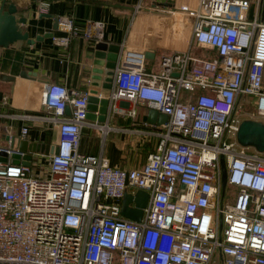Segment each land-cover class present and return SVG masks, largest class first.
Returning <instances> with one entry per match:
<instances>
[{
    "label": "built area",
    "instance_id": "1",
    "mask_svg": "<svg viewBox=\"0 0 264 264\" xmlns=\"http://www.w3.org/2000/svg\"><path fill=\"white\" fill-rule=\"evenodd\" d=\"M248 7L249 0H196L181 8L191 18L189 41L211 56L173 51L145 70L143 52H122L104 94L109 104L122 98L167 116L149 132L156 142L138 167L111 165L102 150H79L81 129L92 124L85 118L88 90L48 82L41 113L0 112L9 120H45L58 136L34 173L3 126L0 264H264V150L235 137L242 97H252L255 119L264 123V20L248 18ZM56 22L63 32L51 36L57 46L78 34L102 37L100 19L81 29L69 14ZM27 130L21 124L17 138ZM219 155L226 183L236 188L229 202L220 194ZM127 188L148 194L137 221L120 214Z\"/></svg>",
    "mask_w": 264,
    "mask_h": 264
},
{
    "label": "crops",
    "instance_id": "2",
    "mask_svg": "<svg viewBox=\"0 0 264 264\" xmlns=\"http://www.w3.org/2000/svg\"><path fill=\"white\" fill-rule=\"evenodd\" d=\"M40 1L47 2L44 11L37 8ZM9 2L15 6V16L24 17L21 25L28 37L37 38L32 43L16 40L0 47V112L41 113L44 109L41 92L48 82H61L68 89L89 92L93 45L99 40L117 43L120 51H147L145 70L157 69L159 57L164 53L194 47L201 51L200 56L213 54L206 46L189 41L191 18L181 8H193L196 0H5L4 4ZM61 14L71 15L79 29L86 20H103L101 39H85L78 34L66 47L55 45L51 36L63 32L57 23L52 28L53 19ZM246 15L264 20V2L249 0ZM47 32L51 35L44 36ZM21 70L33 75L20 76ZM97 92L104 96L107 90L97 88ZM129 107L135 108L132 116L127 113ZM146 110L141 102L133 104L122 98L115 99L109 104L103 122L86 118L92 124L81 129L79 150L91 154L102 150L111 165L124 169L138 167L156 142V137L149 132L162 124L149 122ZM0 119L7 121L3 126H8L10 138L17 137L21 124L27 125L25 139L29 143L32 172L36 173L55 149L56 125L42 119ZM3 126L0 127L2 141L6 138L2 135Z\"/></svg>",
    "mask_w": 264,
    "mask_h": 264
},
{
    "label": "water",
    "instance_id": "3",
    "mask_svg": "<svg viewBox=\"0 0 264 264\" xmlns=\"http://www.w3.org/2000/svg\"><path fill=\"white\" fill-rule=\"evenodd\" d=\"M5 0H0V47H5L16 40H25L27 43H32L34 39L29 38L27 31L22 27L24 22L23 16H15V6L12 2L4 4ZM56 17L53 19L52 28L56 27ZM51 35L47 32L44 36ZM124 51V50H123ZM123 51L119 50L117 43L105 42L102 40L96 41L93 45V52L91 58V68L89 74V84L93 87L89 89L86 100L85 118L95 119L103 122L108 108V99L106 96H101L97 92V88L109 90L111 87L114 69ZM144 57L149 56L147 51L143 52ZM175 74V72H173ZM18 75L28 76L33 75L29 72L21 70ZM8 80H12L8 76ZM64 111L69 112L68 107L65 106ZM166 114L161 113L152 108H147L146 119L153 123H164L166 121ZM236 140L239 144L244 146H252L258 151L264 150V123L260 120L243 118L240 120L236 133ZM10 144H15L18 148L24 150L22 156L24 164H30V153L28 152L29 143L25 138H9ZM55 150V149H54ZM11 161L15 162L16 159ZM220 165V192L224 190L226 184V168L224 165L223 156L219 155ZM147 192L143 189H136L134 192H124L120 202V214L132 220H139L142 207L145 205L147 199Z\"/></svg>",
    "mask_w": 264,
    "mask_h": 264
},
{
    "label": "rangeland",
    "instance_id": "4",
    "mask_svg": "<svg viewBox=\"0 0 264 264\" xmlns=\"http://www.w3.org/2000/svg\"><path fill=\"white\" fill-rule=\"evenodd\" d=\"M189 51L191 54L202 55V54H200L201 51L196 50L194 47H192ZM181 93L184 94L183 97H185V98L190 97V95L186 92H181ZM251 98H252L251 96L242 97L238 101V103L236 104L235 109H234V113L237 114L239 116V118H241V119H243V118H251V119L257 118L255 116V114L252 112V104L250 102ZM5 123H7L6 120L0 119V127L3 126ZM110 135H114V134L111 133ZM235 192H236L235 186L226 183L224 186V190H223V193H224L223 201H227V202L232 201L234 198ZM220 194H221V192H220ZM213 257H214L213 259H215V255ZM214 263L215 262L211 261L209 264H214Z\"/></svg>",
    "mask_w": 264,
    "mask_h": 264
}]
</instances>
